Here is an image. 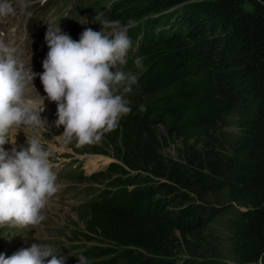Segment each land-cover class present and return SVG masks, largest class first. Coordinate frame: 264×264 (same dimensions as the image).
<instances>
[{"label":"trees","instance_id":"obj_1","mask_svg":"<svg viewBox=\"0 0 264 264\" xmlns=\"http://www.w3.org/2000/svg\"><path fill=\"white\" fill-rule=\"evenodd\" d=\"M115 1L103 16L136 23L128 29L138 44L132 57L152 64L125 96L130 113L100 142L82 146L116 160L90 177L108 183L76 209L83 228L77 222L72 233L85 240L74 248L90 264H228L233 247L257 264L264 254V0H248L250 9L244 0L193 5L178 18L200 42L182 49L185 37L163 26L175 23L174 6L193 0ZM157 43L166 49L159 60L151 57ZM168 135L184 138L177 157L163 152ZM217 209L219 245L204 233Z\"/></svg>","mask_w":264,"mask_h":264},{"label":"clouds","instance_id":"obj_2","mask_svg":"<svg viewBox=\"0 0 264 264\" xmlns=\"http://www.w3.org/2000/svg\"><path fill=\"white\" fill-rule=\"evenodd\" d=\"M37 2L43 5L46 0H0V23L7 25L10 18L30 15L28 10ZM96 22L101 24L99 31L85 28L78 40L59 25H50L45 34L47 46L41 47L36 41L32 58L27 59L13 40L5 42V33L0 31V232H14L22 244L27 242L6 257L2 248L12 244L0 239V264H89L77 249L71 256L67 249L59 254L54 252L55 246L45 239L64 248L58 234L50 230L36 236L32 231L46 220L44 212L60 213V207L50 205H60L61 193L68 187H62L61 178L93 181L90 177L94 174L104 173L99 172L102 161L97 168L93 163L91 168L81 164L68 171L80 163L79 156L101 154L86 155L77 150L64 156L68 152L63 148L50 145L44 136L47 121L41 118L45 107L57 118L55 126H63L62 135L55 136L62 144L75 141L79 147L98 143L130 113L125 96L137 92L136 85L147 71L137 78L145 62L138 56L132 57L138 45L134 46L127 35L133 21L122 25L118 20L97 17ZM128 51L131 58L120 70L117 66L126 63ZM34 64H42V74L32 71ZM37 75L41 83L34 81ZM6 144L11 145L9 150L4 148ZM57 158L64 160L57 162ZM56 165H65L66 171L60 174ZM105 187L97 188L95 196ZM257 264H264V254Z\"/></svg>","mask_w":264,"mask_h":264},{"label":"rangeland","instance_id":"obj_3","mask_svg":"<svg viewBox=\"0 0 264 264\" xmlns=\"http://www.w3.org/2000/svg\"><path fill=\"white\" fill-rule=\"evenodd\" d=\"M68 1L69 0H50L46 3L45 8H51L54 6H61L64 2H68ZM206 1H209V0H193V1L184 2V3L178 4L177 6H174V7H176L174 9L177 11V15L173 16L175 23L172 25H168V28H165L164 26H163V28H164L165 32H170V35L172 37H174L177 34H179L181 37H183V36L185 37L184 41H181V40L179 41L180 43L177 46L178 48L182 49V47L186 48V47L191 46V45H193L192 47H196L199 45L198 43L200 42L199 38H197V37L192 38L190 36L191 30H187V31L185 30L187 28V26H184V25L182 26V24L180 23V19L178 18V15H180L181 13H184L185 11H190L192 8L194 9L193 5L198 4V3L201 4V3L206 2ZM114 2H116V1L115 0H80V2L77 5H74L77 8V7L82 6L84 4H89V3L93 4L92 8L86 9V11H83L80 14H78L76 9H74L72 11L69 18L70 19H74V18L78 19L77 21H74V22L76 24H78L77 26L79 28L77 33L70 34L73 37V39H79L80 34L85 30V28H92L94 31H99L100 27L99 28H97V27L101 24H99L97 22L94 23L96 21V18L99 17L100 19H107V15H106V17L103 16V15H105V9L111 7V4L113 6ZM185 3H187V4H185ZM69 4L73 5L72 2H69ZM243 5H244L243 8L250 9L251 4L248 0H244ZM172 8H168L164 12H166ZM175 10H172V12H174ZM170 12L171 11H169L168 13L170 14ZM55 13H56V15L59 14V16L62 18L63 12L59 7L56 9ZM160 13H162V12H160ZM187 13H189V12H187ZM175 14H176V12H175ZM160 17H166V15L162 14L158 18H160ZM79 24H81V25H79ZM161 24H163V23H161ZM123 25H128V23L123 24ZM22 29L23 28L21 27V30ZM178 29H182L183 32H175ZM69 31H72V29L66 30L63 32H69ZM171 32H175V33H171ZM164 34H168V33H164ZM159 42L160 41H158V43ZM158 43L155 47V48H157V49H155L156 51H154L153 55L151 56L152 59H156V60H159V58H164V53L166 51V49H164L165 47L158 48ZM151 64H152L151 60L145 61L144 65L137 72V78H139L145 70H148ZM137 68H139V65L137 66ZM195 101L196 100L194 99L193 103H195ZM139 104H141V103H139ZM54 119H57V118H54ZM47 126H48L47 127L48 129L46 128L47 130L44 133V136L50 145L63 148L66 152H68V154L64 153V156L69 155V152H77V150L74 149V147L76 146L75 141H73L70 144L64 145V144H62V142L58 141L55 138V136L62 135V133L64 131L63 126L56 128V129L53 127H50L49 125H47ZM50 130H52L53 132ZM159 131H160V133L167 135L166 129L163 126L159 127ZM191 134H193V131L190 132V135ZM168 136H169V139H168L169 146H165L163 149V152L167 155L172 156V157H177L178 149L183 144L184 138L180 137L178 135H168ZM193 136L194 137L190 138V142H195L197 139H199L198 135L193 134ZM79 148H80L79 151L86 153V155L93 153L91 151L85 150L84 148L82 149V146H79ZM93 154H95V153H93ZM91 157L93 158L91 160V162L94 164V166L96 168L100 165L98 162L102 161L101 170H99V171L104 172V173L108 172L107 167L110 164L109 162L116 160V158L113 156H108V155L106 156L103 154H101L100 156L95 155V156H91ZM60 159L64 160L63 158H60ZM60 159L57 158L56 161L57 162L61 161ZM61 182H62V187H64V186H68V187L65 189L66 190L65 192L61 193L62 197L60 199V205H58L57 203L50 205V207H60V209H59L60 213H55V212H50V211L44 212V214L47 217L46 220L44 222H42V224L40 225L41 227H38L37 229L32 231V233H34L36 236L37 235L39 236V235L48 234L49 231L51 230L53 233L58 234L60 242H61V246L66 248L68 250L67 255L71 256L74 253V250L76 251V248H74L72 246L73 250L68 249V243L65 242L66 239H73V245L77 244V242L75 241L77 239L78 240H85L83 237L84 235H82V234H80L81 236H79V238H76L75 236H73L72 232L75 229H77L76 223L79 222V217H78V213H77L78 211H76L74 209L77 208L79 205H81L83 202H86L88 199L94 198L95 195L98 193L97 188L103 187L104 185H106L108 183V180L106 182H102V181L93 182L90 180L61 178ZM211 203H215L214 205L218 206V203L214 202V200ZM233 205L237 206L239 209L243 208L242 206H238L235 201H233ZM221 213H222L221 210L217 209L216 212H214L213 214H211V213L207 214V216H206L207 225H209V227L204 232V233H207V231L212 232L214 234V237L212 239L218 245L221 244V242L223 241L222 238H219L220 233L216 228L217 226H219L218 220H219V216ZM79 224L83 228L82 223L79 222ZM0 231H1V229H0ZM0 239L3 240V242H5V244H8V245L12 244V246H10V247H4V249L2 248L6 257L11 256L12 254L17 252L18 250L22 249L27 244V242L22 244V242L19 241L20 239L15 237L14 232L13 233L0 232ZM32 243H34V242H32ZM89 243L98 244L94 240L92 242H89ZM1 244L2 243H0V245ZM226 248H228V247H226ZM229 250H230V254H231L232 258L230 260H227L228 264H253V263L247 262L244 259H240L236 255H234L233 254V247H229ZM183 252H180V256L185 254Z\"/></svg>","mask_w":264,"mask_h":264},{"label":"bare ground","instance_id":"obj_4","mask_svg":"<svg viewBox=\"0 0 264 264\" xmlns=\"http://www.w3.org/2000/svg\"><path fill=\"white\" fill-rule=\"evenodd\" d=\"M138 23V22H137ZM136 24V23H135ZM133 56V55H132ZM41 118L42 119H46V121H47V125H49L50 127H53V128H57L56 126H55V120L56 119H54V118H56L55 116H53L52 115V113H51V111H50V109H48V108H46L45 107V111L44 112H42L41 113ZM46 125V128L48 127ZM99 158V157H98ZM100 172V171H99ZM74 247V246H73Z\"/></svg>","mask_w":264,"mask_h":264}]
</instances>
